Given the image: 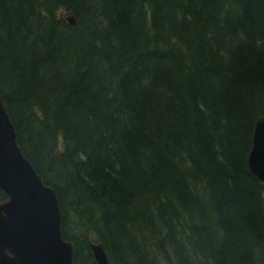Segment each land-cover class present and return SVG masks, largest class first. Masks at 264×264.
<instances>
[{"label": "trees", "instance_id": "1", "mask_svg": "<svg viewBox=\"0 0 264 264\" xmlns=\"http://www.w3.org/2000/svg\"><path fill=\"white\" fill-rule=\"evenodd\" d=\"M0 101L72 264H264V0H0Z\"/></svg>", "mask_w": 264, "mask_h": 264}, {"label": "water", "instance_id": "2", "mask_svg": "<svg viewBox=\"0 0 264 264\" xmlns=\"http://www.w3.org/2000/svg\"><path fill=\"white\" fill-rule=\"evenodd\" d=\"M64 21L74 26L70 15ZM246 165L264 184V117L254 121ZM0 191V264H72V244L60 235L57 198L22 156L1 101ZM88 249L95 264H109L101 244L88 242Z\"/></svg>", "mask_w": 264, "mask_h": 264}]
</instances>
